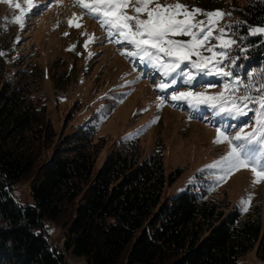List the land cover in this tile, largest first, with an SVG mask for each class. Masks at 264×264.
Here are the masks:
<instances>
[{"label":"trees","instance_id":"16d2710c","mask_svg":"<svg viewBox=\"0 0 264 264\" xmlns=\"http://www.w3.org/2000/svg\"><path fill=\"white\" fill-rule=\"evenodd\" d=\"M240 1L241 7L218 0L220 9L206 10L230 12L220 24L232 25L230 36L247 37L238 40L248 49L243 54L247 59L238 60L234 70L247 82V72H264V39L247 35L249 27L264 26V0ZM3 33L1 28L0 51L6 55L0 56V264H66L68 256L83 264H238L256 244V257L264 264L260 206L242 214L226 201L192 188L162 203L164 186L181 174L165 177L162 149L142 157L134 134L117 142L93 172L95 128L77 127L38 167L29 184L31 203L19 204L13 188L31 175L38 153L52 143L54 134L44 106L31 98L40 77L37 66L30 55L19 54L18 43L7 41ZM231 55L241 54L233 50ZM69 78L52 76L54 90L59 91ZM205 79L215 82L217 89L225 82ZM175 108L193 115L185 104ZM252 115L220 121L207 112L191 119L216 128L251 123ZM68 211L71 219L64 226L59 250L49 240L46 223H59Z\"/></svg>","mask_w":264,"mask_h":264},{"label":"rangeland","instance_id":"374dc122","mask_svg":"<svg viewBox=\"0 0 264 264\" xmlns=\"http://www.w3.org/2000/svg\"><path fill=\"white\" fill-rule=\"evenodd\" d=\"M223 1L227 6L243 5L240 0ZM46 2L52 6L45 8V0H34L40 7L31 9L21 30L19 25L10 21L20 14L15 4L27 7L24 0H11V7L0 0V29L4 32L3 37L7 41L18 43L19 54L30 55L37 66L40 77L31 98L37 106H44L45 117L54 134L52 143L45 145L38 153L31 175L14 186L13 193L19 204L31 203L29 184L38 167L49 159L60 142L73 134L77 127L88 125L94 127L96 132L94 143L97 155L93 172L97 171L117 142L128 134H134L142 157L162 149L160 151L165 177L178 172L181 174L175 182L164 186L162 203H170L172 198L192 188L205 192L209 198L226 201L229 208L236 207L242 214L249 212L254 205L260 206L264 211V181L253 186V174L249 169H241L220 183L216 182L219 174L217 170L205 169V165L219 159L228 150L227 144L212 143L216 134L215 127L190 119L186 111L175 108L170 101L157 109V96H169L172 90L184 91L185 87L177 89L174 86L165 92L155 89V83L161 80L158 78L159 73L152 74L151 70L145 69L138 61L122 56L118 50L119 45L103 39L105 34L95 20L84 16L79 21L81 27L69 26L68 20L73 13L79 16L81 12L73 5V0H61L59 5L53 3V0ZM176 2L177 0H160L162 4ZM178 2L186 5L190 11L198 8L205 12L208 11L206 9L218 8L219 4L218 0ZM196 18L201 19L202 16L197 15ZM92 34L97 39L86 49L84 43ZM261 36L264 39V35ZM175 38L189 39L186 36ZM73 44L76 47L67 50ZM89 53L93 55L89 56ZM144 72H149V76H145ZM58 74H68L70 78L56 91L52 76ZM138 75L141 79L137 81ZM220 90L208 89L209 93ZM201 111L204 114L210 112L203 106ZM104 116L107 119L99 123ZM154 117L159 119L155 123H149ZM230 134L234 135L235 132ZM201 169L205 170L201 172ZM249 195L251 201L245 212L240 202ZM64 214L59 223H46L49 240L59 250L62 249L61 235L64 226L71 219V211ZM256 249L257 244L238 259V264H262L256 257ZM66 264L83 263L68 256Z\"/></svg>","mask_w":264,"mask_h":264},{"label":"snow or ice","instance_id":"6c2138e0","mask_svg":"<svg viewBox=\"0 0 264 264\" xmlns=\"http://www.w3.org/2000/svg\"><path fill=\"white\" fill-rule=\"evenodd\" d=\"M3 2L12 6L11 0ZM24 2L26 8H22L19 3L14 5L20 10V14L10 21L19 25L21 30L31 9L40 7L34 0ZM53 3L59 5L61 0H53ZM73 5L81 12L79 16L73 13L68 20L69 26L81 27L79 21L84 16L95 20L105 34L103 39L119 45L118 50L122 56L138 61L145 69L151 70L152 74L159 73L163 79L155 83V89L165 92L178 84L185 86L184 91L172 90L169 96H157V109L166 101L176 102L174 107L185 103L193 113L191 119L204 116L201 111L203 106L211 112L213 118L219 117L220 121L238 120L253 113L251 123L243 122L242 126L230 123H225L223 127L216 126L212 143L227 144L228 150L219 159L205 165V169L218 171L217 183L225 182L241 169L252 172L253 186L264 181V72H247V82L234 75L237 61L247 59L243 54L248 49L238 43V40L244 41L246 36H230L232 25L220 24L224 16L231 15L230 12H205L198 8L190 11L178 0L174 4H162L160 0H73ZM51 6L45 0L44 7ZM197 15L204 19H197ZM244 23L236 21L237 25ZM247 35H264V26L249 27ZM178 36L189 39H176ZM96 39L95 34H92L85 41L84 47L87 49ZM75 47L73 44L67 50ZM233 50H238L241 55H231ZM205 52L210 55H205ZM4 55L6 53L0 51V56ZM91 55L93 53H89ZM144 75L149 76V72H144ZM206 77L224 80L221 90L209 93L208 89L217 84L206 80ZM136 79L138 81L141 76L138 75ZM197 86L203 90L195 91ZM158 119L154 117L149 123H155ZM230 130L235 134H230ZM250 201V195L241 200L243 211H248Z\"/></svg>","mask_w":264,"mask_h":264}]
</instances>
